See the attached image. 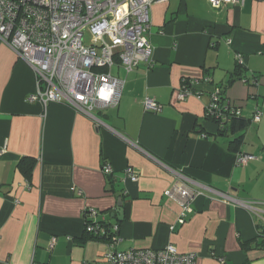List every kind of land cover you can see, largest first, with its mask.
I'll return each mask as SVG.
<instances>
[{"label": "crops", "instance_id": "0c3cea01", "mask_svg": "<svg viewBox=\"0 0 264 264\" xmlns=\"http://www.w3.org/2000/svg\"><path fill=\"white\" fill-rule=\"evenodd\" d=\"M149 15L151 61L128 74L112 70L124 85L118 105L97 114L100 126L68 105L27 100L35 75L0 40V144L6 143L0 157V264H109L103 259L107 241L84 236L90 209L96 220L118 223L117 249L172 244L194 252L196 264H219L221 256L228 264H264L259 218L214 192L264 202V0L218 7L207 0L156 1ZM237 53L243 66L233 75ZM191 80H197L193 93L178 99ZM218 85L250 120L241 133H220L206 115ZM146 96L160 104L159 111L143 108ZM255 107L261 110L258 122L251 120ZM239 134L236 152L229 142ZM238 152L255 159L237 165ZM23 156L34 159L28 178L16 167ZM105 164L111 173L102 171ZM127 166L137 172L136 181L126 177ZM176 173L195 192L193 212L182 224L180 206L166 194ZM259 207L264 211V204ZM117 208L122 220L111 217Z\"/></svg>", "mask_w": 264, "mask_h": 264}, {"label": "built area", "instance_id": "2783aa9c", "mask_svg": "<svg viewBox=\"0 0 264 264\" xmlns=\"http://www.w3.org/2000/svg\"><path fill=\"white\" fill-rule=\"evenodd\" d=\"M164 0H0V40L25 61L35 75V90L27 100L62 103L86 115L96 126L104 125L99 111L118 105L124 79L114 75V68L125 74L139 63H150L152 46L147 38L150 29V7ZM212 7L222 3L240 4L244 0H207ZM88 34L87 40L85 35ZM235 61L242 64L240 54ZM208 81V78H204ZM180 87L177 98L182 100L193 92L191 85ZM146 111H159L161 106L151 97H144ZM240 114L239 107L230 100H221L215 87L211 93L206 115L221 116ZM261 110L254 108L251 120L258 122ZM6 143L0 144V157ZM255 159L246 152H238L236 164L243 165ZM111 173L109 164L102 167ZM131 181L137 172L131 166L124 169ZM177 178L166 194L180 206L177 223L182 224L193 212L191 201L195 192L184 182L187 177L176 173ZM226 202H233L259 218L263 223L262 201H242L226 193L214 191ZM97 211L84 212V232L107 241L103 259L109 264H196L194 252H179L172 244L162 248L117 249L120 241L118 223L96 220ZM51 239L49 247H52ZM219 264H228L219 257Z\"/></svg>", "mask_w": 264, "mask_h": 264}, {"label": "trees", "instance_id": "16d2710c", "mask_svg": "<svg viewBox=\"0 0 264 264\" xmlns=\"http://www.w3.org/2000/svg\"><path fill=\"white\" fill-rule=\"evenodd\" d=\"M242 64L241 63H238L237 61L235 62V72L233 73L234 74H238L239 71L241 70L242 68ZM237 78H239L240 80H243L244 82H248V80L246 79L245 76H238L237 75ZM233 79L231 78L229 80V82H231ZM251 83L252 84H257V75H254L252 74L251 75ZM219 89H220V93H221V100L224 101L226 100L227 98L225 97L224 95V87L221 86V85H218L217 86ZM207 117L209 119H212L219 127V132L220 133H225V132H230V133H241L242 131H244L246 129V127L248 126L250 120L248 119H245L241 113L239 115H236V114H228L227 115V119H223L221 116L217 117L215 115H207ZM242 134H239L238 136L234 137L233 140H231L229 142L230 144V148L231 150H234V151H239V146L242 142ZM33 163H34V159L31 158V157H27V156H23L19 159V161L17 162V169L19 170V172L21 174H23L25 177H29L30 176V173H31V169H32V166H33ZM100 222H103V223H111L109 220L107 219H103L102 221ZM256 227H257V236H260L264 239V233H263V224L261 222H257L256 223ZM84 236H87V237H93L87 233L84 232Z\"/></svg>", "mask_w": 264, "mask_h": 264}, {"label": "water", "instance_id": "95a60500", "mask_svg": "<svg viewBox=\"0 0 264 264\" xmlns=\"http://www.w3.org/2000/svg\"><path fill=\"white\" fill-rule=\"evenodd\" d=\"M119 206H120V204H119ZM115 214H118V215H117V218H118L119 220H122V218H123V212H122V210H121L120 208H117L115 211H113V212L111 213V217H113Z\"/></svg>", "mask_w": 264, "mask_h": 264}, {"label": "rangeland", "instance_id": "374dc122", "mask_svg": "<svg viewBox=\"0 0 264 264\" xmlns=\"http://www.w3.org/2000/svg\"><path fill=\"white\" fill-rule=\"evenodd\" d=\"M85 37H86L87 40L89 39L88 34H86ZM104 112L109 113V112H110V109H109V110L106 109V110H104V111H99V112H97V113H98V115H102ZM99 215H100V214H99ZM99 215H98V216H99Z\"/></svg>", "mask_w": 264, "mask_h": 264}]
</instances>
